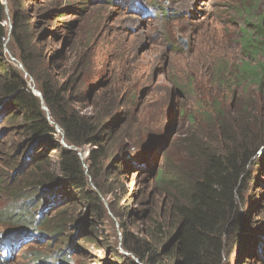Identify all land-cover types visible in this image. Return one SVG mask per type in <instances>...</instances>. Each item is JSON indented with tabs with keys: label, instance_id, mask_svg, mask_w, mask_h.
<instances>
[{
	"label": "rangeland",
	"instance_id": "1",
	"mask_svg": "<svg viewBox=\"0 0 264 264\" xmlns=\"http://www.w3.org/2000/svg\"><path fill=\"white\" fill-rule=\"evenodd\" d=\"M51 1L58 10L46 17L48 0H16L22 4L18 12L24 14L26 28L21 36L30 40L32 58L51 69L58 85L67 82L73 108L101 115L107 122L115 121V111L128 117L120 127L127 152L96 147L101 171L92 170V179L90 148L67 146L55 127L53 139L77 150L88 176L85 191L96 192L100 202L86 201L74 188L63 195L55 193L61 186L41 192L28 188L34 165L58 174L57 152L49 139L22 148V126L4 121L6 115L1 114L0 212H12L30 199L27 210H35L36 228L0 220V233L9 231L0 239V264H123L122 257H128L121 248L123 231L145 241L165 261L163 246L176 222L171 179L181 177V170L193 162L186 138L223 146L228 143L220 125L224 121L235 137L253 135L257 143L260 140L248 165L251 180L240 210L253 227L264 224V101L255 86L234 77V66L242 58L240 30L246 19L250 25L261 20L264 0H138L155 10L154 17L142 16L125 0ZM248 7L249 17L244 12ZM3 23L10 32L7 11ZM10 45L7 39L2 58L23 73L36 93ZM44 220L50 226L40 233L38 224ZM59 222L60 232H54ZM251 230L255 237H264V229ZM247 235L225 249L222 264L261 263L243 254L241 249L251 242ZM10 237L18 239L16 244L2 245Z\"/></svg>",
	"mask_w": 264,
	"mask_h": 264
},
{
	"label": "trees",
	"instance_id": "2",
	"mask_svg": "<svg viewBox=\"0 0 264 264\" xmlns=\"http://www.w3.org/2000/svg\"><path fill=\"white\" fill-rule=\"evenodd\" d=\"M48 1L45 8L46 17L58 10L53 1ZM125 1L133 3L134 0ZM21 5L19 2L16 3V0H8L7 4L0 0V103H2L0 116L6 115L4 121L19 123L22 126L24 135L20 142L22 148L33 142L36 144V141L44 142L49 139L47 143L57 152L58 169V174L46 172L40 163L35 164L33 180L29 181L28 188L49 192L61 186L55 191L59 195L74 188L81 198L84 196L88 198L86 201L93 202L95 199L100 202L96 192L85 191L88 187V176L84 173L77 150L71 147L90 148L87 152V160L90 162L88 172L90 171L89 175L94 179L91 171L98 169L101 171L100 154L95 152L96 147L101 146V149H105V146L118 147V150L127 152V142L120 127L129 122V118L121 117L120 113L115 111L113 118L115 121L107 122V118L101 115L94 116L92 113L72 107L74 100L69 99L71 96L65 91L67 82L58 85L51 69L37 65L32 58L30 40L24 41L26 37L21 36L22 31H26L23 23L24 14L18 12ZM250 10V7L244 9L248 17ZM6 11L11 17L10 32L3 23ZM164 13L165 16L169 14L168 10ZM246 22L247 25L240 30L242 58L234 66L236 71L234 77L237 82H247L255 86L264 101V60L260 59V57L264 59V29L261 20L251 25L247 19ZM7 39L11 42L9 50L12 51V57L20 62L27 75L33 79L42 100L28 87L23 73L2 58ZM221 70L231 74L229 68L225 70L222 67ZM43 106L47 109H43ZM252 112L256 114L257 109L253 108ZM220 125L223 137L226 142L228 141L223 146L203 145L190 137L186 138V152L188 157H193V162L190 168L181 170V177L176 175L171 179L174 193L171 205L176 222L174 231L163 246L166 260L161 261L158 253L145 241L136 240L123 231L124 241L121 248L128 253V257L121 259L123 264H222L225 249L232 248L242 240L245 232H249L246 238L251 242L249 246L243 247L241 244L243 254L264 264V255L260 252L264 251L262 247L264 237H255L251 230L257 228L263 230L264 224L253 227L248 214H243L240 210L241 198L251 180L248 165L260 140L257 143L253 135L239 139L235 137L236 133L232 131L231 124L224 121ZM55 126L61 130L66 145L71 147H64L53 139L57 133ZM242 132L244 133V129ZM130 158L133 161L138 155ZM25 203L12 212L11 208L2 210L0 220L11 225L36 228V221H33L35 210L32 213L27 210V207H32V201L27 199ZM61 222L65 224L64 220ZM38 225L40 233H44L43 230L46 231L50 226L48 220ZM59 225L60 222L53 226L54 232H60L57 230ZM17 240L10 237L2 245L6 243L13 246Z\"/></svg>",
	"mask_w": 264,
	"mask_h": 264
},
{
	"label": "water",
	"instance_id": "3",
	"mask_svg": "<svg viewBox=\"0 0 264 264\" xmlns=\"http://www.w3.org/2000/svg\"><path fill=\"white\" fill-rule=\"evenodd\" d=\"M261 26L263 27V29H264V14L262 15V17H261ZM180 40H181V38H180ZM183 43L185 44V42L183 41ZM35 93V92H34ZM37 96H39V98L42 100V96H41V94H40V92L37 90V92L35 93ZM43 109H47L45 106H43ZM57 129H59L57 126H55ZM9 233V231H6V232H3V233H0V239L2 238V237H4L5 235H7Z\"/></svg>",
	"mask_w": 264,
	"mask_h": 264
}]
</instances>
